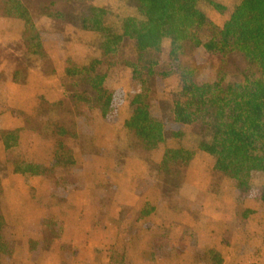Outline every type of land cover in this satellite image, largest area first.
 <instances>
[{
    "label": "trees",
    "instance_id": "1",
    "mask_svg": "<svg viewBox=\"0 0 264 264\" xmlns=\"http://www.w3.org/2000/svg\"><path fill=\"white\" fill-rule=\"evenodd\" d=\"M200 1L110 0L116 6L111 7L98 0H42L40 11L49 24L37 25L24 0H0L2 17L25 22L13 56L12 80L23 83L38 61L49 59L44 33L64 34L71 22L81 31L101 35L98 54L89 63L67 60L62 86L71 101V113L80 118L83 109L90 107L108 119L114 114L116 96V91L106 86L111 71L123 65L138 76L164 79L170 76L162 63L165 41L170 42L173 62L192 49L203 48L210 56L222 59L217 81L199 85L194 72H184L182 89L172 96L176 122L193 129L199 138L198 149L168 148L158 169L160 174L179 177L198 154H207L215 159L216 173L235 181L240 193H247L253 173H264V0H243L223 28L208 22L198 9ZM208 26H212L211 35L204 38ZM121 54L133 60L126 62ZM235 59L240 62L233 71ZM103 67L107 70L102 71ZM7 80L0 67V82ZM60 105L67 114L64 103ZM131 108L125 130L137 149L152 154L166 141L165 125L153 118L148 92L136 95ZM50 130L53 138H79L76 120L54 122ZM18 132H1L7 150L17 146ZM184 136V132H174L172 138L182 140ZM57 154L58 162L52 169L15 164V171L56 178L76 165L73 151L62 141L57 144ZM261 199L264 202V190ZM154 210H144L141 218ZM7 229L0 205V264L14 252ZM208 257L210 264H224L216 249L208 251Z\"/></svg>",
    "mask_w": 264,
    "mask_h": 264
},
{
    "label": "crops",
    "instance_id": "2",
    "mask_svg": "<svg viewBox=\"0 0 264 264\" xmlns=\"http://www.w3.org/2000/svg\"><path fill=\"white\" fill-rule=\"evenodd\" d=\"M24 2L30 9L37 25L49 23V20L40 11L42 0H24ZM241 2L242 0L237 5ZM235 7L231 8L230 5H227L226 9L228 13L226 14V21L224 24L222 23L223 25L230 20ZM207 10L212 14L211 9L207 8ZM207 17L209 18L208 15ZM214 22L219 27L223 26L216 21ZM24 31V21L5 18L0 15V67L8 75L6 82H0V205L6 217L8 227H12L15 233L21 232L20 236H14L17 241H14L13 255L2 258V264H61L63 263V257L60 253V248L63 245L71 244L75 249L77 248V251H75L78 256L76 261L73 259L74 264H101L102 262L106 263V259L109 262L110 260L107 256L110 255L113 247L112 243H110L111 239L115 237L114 239L117 241L118 232L128 231L130 225L133 224L132 217H137V227H143L145 221L151 218L154 220L157 214L160 215L163 210L162 207H164H160V194H156L154 190L151 191V194L146 193V195L140 198L132 197L133 201L128 199L131 194H129V189L127 188L128 184L129 186L133 183L148 184L145 180H149L144 161L139 159L145 156V153L139 151L134 156L130 152L129 147L131 146V142L129 141L128 143L129 136L125 130V123L132 115L129 100L127 101L128 105L124 106V109L119 108L114 120L100 118V115L96 113L101 128L97 129L96 134L94 133V140L96 142L91 143V148L101 151V158L90 156L92 161H85L83 167H81L82 161L81 155L78 152V146L80 145V141H83L82 131L78 129L79 138L69 139L76 145V148L73 150L76 165L69 167L68 171L71 170L73 172L77 167L87 169L89 180L86 183H89V185H86L84 192L78 190L75 193L72 190L69 194H63L64 189L60 188L59 194L57 192L58 181H62L66 176L65 173L56 178L17 174L15 164L36 165L52 169L57 163L56 150L51 142L57 140L64 142L65 139L60 137L54 138V140L44 139L34 126L35 120L42 119V113H44L45 108H48V105H57L59 102H63L67 110L66 116L70 121L76 120V116L74 117V114L71 113V101L67 97V90L64 89L61 81L65 75L67 59L78 60V57L76 55H61V58L60 52L52 51L49 48V43L51 45H54V42L58 43L60 36L65 38L68 36L69 39L71 38L70 35L73 34L83 38L89 36V33H78L80 31L69 26H67L63 35L43 34L44 45L51 55L49 62H45L52 65V69H47L45 63L38 61L36 66L30 70L26 80L23 83L17 84L12 80V74L15 70L13 56ZM198 55H205V59L209 58L207 53L201 50L182 57L179 62L182 66H186L194 56L196 58ZM218 62L217 67L220 66V61ZM128 72L131 73V71ZM180 77V74L176 73L167 81L163 79L148 80L146 88L151 91L150 100L152 106L156 104L163 105L159 112H154L153 118L164 123L166 133L167 131L173 133L184 132L185 137L180 140V146H183L187 150H197L199 141L193 135V129L190 126H184L176 122L172 100L164 101L163 99L166 98L159 92L157 87V85H166L169 92V90H172L170 89V85L176 84V87L172 88H176L178 91L181 88L179 83ZM215 80L216 77L213 81ZM134 86L136 94L140 92L141 88H144L141 84L134 83ZM164 103L167 109H164ZM163 111H167L164 112L166 117L164 115L162 117L161 113ZM62 112H64V106L60 105V114ZM156 114H159V116ZM78 121L79 119L76 120L77 125ZM1 132H18L17 146L7 150ZM119 148L127 152L125 155L127 158L124 160V163L122 160L124 165L122 175H126L127 180H124L122 177V181L118 183L120 185H116L117 187H115L117 190L115 196L107 195L106 192L103 194L105 204L107 199L114 202H111L108 210L117 219L109 217L108 222H106L103 228L96 229L93 228L92 222L94 223L100 211L106 210L103 202L94 206L93 196L96 194L95 192L98 188L103 186L106 188V186H110V183L112 184L114 181L112 169L117 168L118 162L114 160L112 163L110 157ZM168 148L177 147L169 143L167 146L161 145L152 153L156 156L158 165L161 164L165 151ZM121 157L124 158L123 156ZM201 159L207 161L200 163ZM206 162L210 163V168L208 169L206 168ZM214 167L215 159L213 157L207 154H198L192 164L186 169L188 173L185 181L187 182L184 188L182 187L181 192L189 201L194 200L197 195L198 199L205 196V200L208 203L205 208L200 206L202 210L200 215H202L203 219L205 218L204 221L201 219L202 222H196L195 220L191 222L185 215L184 219L180 222H190L187 223V226L194 232L199 233L201 238L219 239L207 251L216 249L221 252L224 264H262L259 261L253 262L254 255H251L253 252L251 243L254 240L251 239L257 233L264 235V214L262 215L258 210H255L256 214L244 215L242 221L239 209L235 210L236 207L233 202L234 193L232 195L229 194L232 200L210 198L213 194L220 197L225 196V188L227 185H230L228 182L229 178L216 173ZM74 188L72 187L71 189ZM108 196H111V198H108ZM148 204L152 205L155 210L151 215L141 218V213ZM218 205L221 206V213L215 210L208 211V209L217 208ZM236 212H238L237 217ZM215 213L221 217L218 219L213 216L212 214ZM105 215L108 214L105 212ZM48 216H56L55 218H57V222L59 220L60 226H55L61 230L59 236L54 238L55 242L50 249L44 247V243H38L45 237L46 229H41V226H44L42 223ZM208 216H211V218ZM113 221L118 224H112ZM170 224L171 221L169 219L165 226H168L171 230ZM112 225L116 229H113ZM225 236L231 237L229 242L225 241L226 246L223 243ZM30 242H33L32 247ZM106 246L109 247L108 250L110 251L106 249ZM103 250H105L103 255H99ZM140 262L137 260V264H140Z\"/></svg>",
    "mask_w": 264,
    "mask_h": 264
},
{
    "label": "rangeland",
    "instance_id": "3",
    "mask_svg": "<svg viewBox=\"0 0 264 264\" xmlns=\"http://www.w3.org/2000/svg\"><path fill=\"white\" fill-rule=\"evenodd\" d=\"M241 0H201L198 3V9L209 16L208 22L212 24V26L219 27L214 21L217 23H220L221 25L224 24L226 21V14L227 12V5H230L231 8L235 7L237 3ZM243 1V0H242ZM99 4L105 5V4H112L111 7H116L113 2H110V0H98ZM221 5L222 8L216 9L214 4ZM233 5V6H232ZM207 8L211 9L212 14H210L207 10ZM204 11H203V10ZM213 21V22H212ZM223 23V24H222ZM49 24V23H48ZM69 27L75 28V30L80 31L78 33H83L84 31L79 30L74 26V24H71ZM47 25V24H44ZM208 26L206 28L205 35L203 37L210 36L211 29ZM220 27H224L220 26ZM219 27V28H220ZM89 33V36L86 37H80L78 35H70L72 38H68V36L62 37L60 36V39L58 40V43L54 42L55 44L49 46L52 51H58L61 55H76L78 57V60H74L75 62L79 64H87L90 62L91 59H93L95 56H97V44L101 40V35L97 33ZM46 34V33H44ZM63 35V34H60ZM88 35V34H87ZM82 36V35H81ZM167 44V46H166ZM47 50V49H46ZM201 49H192L189 53H187L184 56L191 55L193 52H199ZM205 51V50H204ZM48 52V51H47ZM127 52H131L128 50ZM206 52V51H205ZM68 53V54H67ZM49 54V53H48ZM209 58L205 59L204 56L198 55L196 58L191 60L188 65L182 66L180 64V59L184 56H182L178 62H173L171 60V46L169 41H165L163 44L162 49V63L164 64L166 71L170 74L168 78H164L163 80L167 81L171 78L172 75L179 73L180 76L184 72L192 71L194 72V81L199 84L203 85L205 83H214L217 81L218 78V72L222 68V59L216 56H210L207 54ZM120 58L127 61H132L133 59L131 57H128L126 55L120 56ZM214 58V59H213ZM51 59V55L49 54L48 60H42L43 63H45V67L47 69H52V65L47 64L46 62H49ZM70 59V58H69ZM68 60V59H67ZM80 60V61H79ZM122 60V61H124ZM46 61V62H45ZM79 61V62H78ZM124 61V62H125ZM218 61H220V66H218ZM240 60L235 59L233 64V68L231 70L236 71V64H239ZM67 63V61H66ZM217 67V68H216ZM102 71H106L107 68L103 67L101 69ZM128 71H131L128 72ZM216 77V80L213 81ZM157 80L159 78H150L148 79L146 75L140 74L139 76L133 73V70L131 68H126L123 65L118 67L117 69L111 71L110 76L108 77V80L106 82L107 88L111 90L116 91V96L114 99V107L113 111L114 114L107 120H114V117L116 116V112L119 110V108L124 109V106L128 105L127 101L129 100L130 108L131 103L134 99V96L138 94H146L149 93L150 97V90L146 88V83L148 80ZM162 79V78H161ZM212 81V82H211ZM62 83V81H61ZM134 83L141 84L144 88H141L140 92L136 94V89L134 88ZM179 83L181 85L180 90H176V84L170 85V89L167 90L166 85H157L158 90L163 96H165L166 99H163L164 101L172 100V96L175 93H178L182 89L181 84V77L179 79ZM150 103L152 104L151 100ZM173 103V102H172ZM60 104V102L58 103ZM48 105V108L44 109V113H42V119L35 120L34 126L37 132L40 133V135L44 139L48 140H54V138L51 136V130L50 126L54 122H71L70 119L66 116L64 112L60 114V107L59 105ZM163 105L156 104L155 106H152V114L154 116V112H159L160 108H162ZM50 108V109H49ZM86 109V110H85ZM83 109V114L78 121V129L82 131V140L80 141V145L78 146V152L81 155V167H83L84 162L92 161L90 156H96V158L102 157V152L96 149L91 148V143H95L94 140L95 134L97 133V129L101 128L99 125V122L97 120L96 113H98L100 118H102L100 111L93 110L92 108L88 107ZM164 109H167L166 104L164 103ZM132 112V108H131ZM167 111H163L161 113L162 117H166L165 113ZM159 116V114H156ZM76 115L74 114V117ZM95 133V134H94ZM194 133V131H193ZM198 138V136L194 133ZM173 132L166 133L165 131V137L166 141L165 143L161 144L163 146L174 145L177 148H184L183 146H180V140L172 138ZM185 137V136H184ZM125 138V137H124ZM130 143V152L135 156L137 152L140 150L137 149L134 146V141L130 140L128 137V143ZM60 142V140L51 142L54 149L56 150V159L58 162V154H57V144ZM175 142V144H173ZM64 143L66 144L67 148L70 150H74L76 148V145L73 141L69 139H65ZM108 154V153H107ZM127 152H125L122 149H117L114 151L110 157V161L113 163L114 160L118 162L117 168H113V174H114V181L112 184L110 183V186H103L101 188H98V190L94 194V206L98 205L100 202H103L105 204V199L103 197V194L107 195H113L115 196L117 194V190L115 187L116 185H120L122 181V177L124 180H127L126 175H122V171L124 170V160L127 158L125 156ZM121 156H125L122 158ZM144 157V158H143ZM140 157L139 159L144 161V165L146 166V170L148 172V178L149 180H145L148 182V184H141V183H133L131 186L129 184L127 185V188L129 189V200H134L132 197L140 198L141 196H144L147 194H151V191H155L156 194H160V207L163 208L160 215L157 214L156 218L153 220L151 218L148 221H145L143 224V227H137V217L133 216V224L130 225L128 231L118 232L117 241L114 239H111V242L113 247L112 251L110 253L108 260L106 258V263L102 262L101 264H137V260L141 261L140 264H210V260L208 257V248L215 243V241H218L219 239L214 240V238L208 239V237L201 238V235L199 233L194 232L192 229L187 226V223L190 222H184L181 223L180 221L184 219L185 215L188 217V219L192 222V220H195L196 222H202L204 221L202 215V210L200 209V206L204 207L208 203L205 200V196H202L200 199H198V195L195 197L194 200L189 201L184 194L181 192L182 187L184 188L187 181L186 176L187 170H183L181 176L175 177V176H168L164 174H160V170L158 169L159 165L157 164V159L154 154H147L145 153V156ZM123 160V163H122ZM205 159H201L200 163H204ZM57 164V163H56ZM206 168H210V163L206 162ZM66 174V176L62 179V181H58V193L60 194V188L64 189L63 194L70 193L72 190L76 193V191L81 190L82 192L85 191L86 185H89V183H86L87 180H89V177L87 176L88 171L84 168L81 169L80 167H77L76 170L73 172L68 169L63 172ZM62 174V173H61ZM184 182V183H183ZM228 182L230 185H227L225 188V196H217L215 194L211 195L210 198H219V199H231V196L229 194H233V202L235 204V210L239 209V214L241 217V220L243 221L244 215L246 216V213L250 214H256L254 212L255 210H258L260 214H264V202H262V194L264 190V173H253L250 190L247 193H240L237 188V184L235 181L228 179ZM61 184V185H60ZM114 185V186H112ZM155 185V186H153ZM72 187H75L74 189H71ZM80 191V192H81ZM104 191V192H103ZM211 191V190H210ZM216 191V190H215ZM217 192V191H216ZM182 193V194H180ZM182 195V196H181ZM207 197L208 194H206ZM108 198H111V196H108ZM232 200V199H231ZM111 202L109 199H107L105 204V210L106 211H100V214L96 216V220L94 223L92 222L93 228H103L106 225V222H108V218L117 219L114 217V214L108 210V207L110 206ZM214 204L215 201H213ZM114 203V202H113ZM211 204V203H210ZM212 205V204H211ZM210 206V205H209ZM153 208L152 205L149 204L146 206L145 210H149ZM215 210L219 213H221V206L218 205L217 208L214 209H208V211ZM105 212L108 215H105ZM236 212V217H237ZM142 214V213H141ZM213 216L217 217L218 219L221 217L219 214L216 215L212 214ZM211 215V216H212ZM211 216H208L211 218ZM258 216V215H256ZM56 217V216H55ZM48 216L44 219V226H41V229L45 230V237L43 240H41L38 243H44V247L47 249H50L52 244L55 242V237L59 236L60 231L59 227L60 222L57 218ZM141 217V216H140ZM205 217V216H204ZM146 219V218H145ZM171 221V230L168 228V226H165L168 221ZM202 219V220H201ZM116 221V220H115ZM113 221L112 224H118L117 222ZM173 222V226H172ZM259 224V223H258ZM56 225V226H55ZM208 226V225H206ZM113 229H116L114 225H112ZM138 228V229H137ZM118 229V228H117ZM123 229V228H120ZM20 233H15L12 227H8L6 231V237L10 241L12 248L14 249V241H17L14 236H20ZM116 235V234H115ZM126 239V240H124ZM231 240V237L223 238V243L229 242ZM251 240V248L253 250L251 255H254V261H259L260 263L264 264V235L257 233L255 237H253ZM109 242V241H108ZM32 243L31 247H32ZM37 243V244H38ZM106 249L108 250L109 247L106 246ZM77 248L75 249L74 246L71 245H63L60 248V253L63 257V263L61 264H74V261L77 259ZM99 255H103V252ZM110 251V250H108ZM107 251V252H108ZM74 259V261H73ZM71 262V263H70ZM77 264V263H76ZM91 264V263H90Z\"/></svg>",
    "mask_w": 264,
    "mask_h": 264
}]
</instances>
